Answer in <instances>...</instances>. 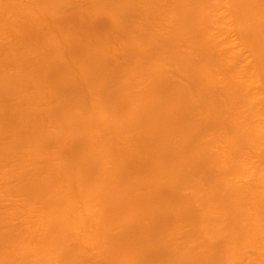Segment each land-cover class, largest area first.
<instances>
[{"label":"bare ground","instance_id":"obj_1","mask_svg":"<svg viewBox=\"0 0 264 264\" xmlns=\"http://www.w3.org/2000/svg\"><path fill=\"white\" fill-rule=\"evenodd\" d=\"M224 4L234 18H226L232 13L228 7V13L225 8L221 12ZM77 10H83L76 14L79 18ZM42 13L50 17V23ZM67 13L77 18L76 22L70 19L68 29L69 18L61 17ZM76 23L79 29L73 28ZM228 25L237 32L232 35ZM2 29L14 32L16 39L9 41L8 50L3 38L0 47L8 50L7 56L10 51L13 54L2 57L0 63L14 65L12 75L17 72L2 78L0 70V124L9 131L22 128L14 129L15 133L30 126L32 131L18 137L11 129L12 138L8 128L0 127L1 172L25 180L16 186L13 180L19 177L6 179L1 174V180H6L0 181V188L9 194L0 192L26 197L23 205L4 213L6 197L0 194V227L9 222V215L29 226L22 224L28 233L8 224L3 227L6 230L2 228L0 264H90L93 248L98 250L93 256L98 262L92 259L91 264H264V0H0L1 38ZM229 35L240 41L234 42ZM123 37L132 49H123L121 68L114 63L118 69L110 65V57ZM34 44L39 46L37 51L32 49ZM241 47L254 56L248 59L254 65L252 60V65L243 64L246 55ZM76 55L78 62L69 65ZM23 61L31 67L22 68ZM178 72H186V76L174 75H182L183 85L170 76ZM75 73H82L83 79ZM39 77L43 79L37 81ZM113 77L124 83L118 79L117 84ZM53 78L56 83L51 82ZM185 79L189 84L185 82L184 87ZM258 80L262 83H254ZM255 84L261 85L262 92ZM101 85L107 92L101 91ZM13 96L22 103L16 97L11 100ZM198 100L203 101L197 105L199 116ZM23 101L31 104L29 110ZM3 102L7 110L2 109ZM16 102L22 107L14 108ZM205 112L208 119L203 117ZM11 115L12 120H20L10 122L7 116ZM197 117L207 121L198 122ZM207 132L212 136H205ZM51 144L54 150L47 152ZM146 145L152 152L145 151ZM41 153L48 155L43 154V159ZM16 154L21 156L17 159ZM253 154L262 164L251 162L250 156L256 158ZM10 161H17V168H8ZM184 218L197 224L189 228ZM181 230L182 236L178 235ZM193 241L201 247L204 242L203 246L211 245L203 249H212L207 253L213 254Z\"/></svg>","mask_w":264,"mask_h":264},{"label":"rangeland","instance_id":"obj_2","mask_svg":"<svg viewBox=\"0 0 264 264\" xmlns=\"http://www.w3.org/2000/svg\"><path fill=\"white\" fill-rule=\"evenodd\" d=\"M22 1H23V2H29V0H22ZM30 1H31V0H30ZM84 1H85V0H84ZM67 3H68V2H67ZM67 3H66L65 5H66V6H67V5H70L69 7H71L72 4H70V3L67 4ZM74 3H75V2H74ZM80 3H81V2H80ZM82 4H83V6L86 5V3L84 4L83 2H82ZM75 5H76V4H75ZM103 5H104V4H103ZM224 5H225V6H223V10H224V8H225V10H226V9H227L226 7L229 8V6H227L226 4H224ZM66 6H64L62 9H64ZM73 6H74V5H73ZM73 6L71 7L73 10L77 9V8L74 9L75 6H74V7H73ZM77 6H78V5H77ZM80 6H81V5H79V7H80ZM83 8H85V7H83ZM67 9H69V8L67 7ZM72 9H71V10H72ZM87 9H88V8L85 9L86 12H87ZM99 9H100V8H99ZM71 10H69V12H71ZM85 10H84V11H85ZM89 10H90V8H89ZM97 10H98V9H97ZM103 10H104V9L101 8L99 11L103 12ZM225 10H224V11L221 10V12H224V13H225ZM227 10H228V9H227ZM227 10H226V13H228ZM229 10L231 11L230 8H229ZM63 11H65V10H63ZM66 11H67V10H66ZM66 11H65V13H66ZM81 11H82V12H81ZM81 11H80V10H79V11L77 10V12L75 13V15H76V14L78 15V14H79L78 12L83 13V10H81ZM99 11H98V13H99ZM59 12L62 13L61 9H60ZM59 12H58V14H59ZM67 12H68V11H67ZM74 12H75V11H74ZM74 12H73V14H74ZM221 12H220V13H221ZM231 12H232V11H231ZM61 13H60V14H61ZM65 13H64V14H65ZM81 13H80V14H81ZM84 13H85V12H84ZM93 13H94V12H93ZM96 13H97V11H96ZM103 13H104V12H103ZM42 14H43V18L45 17L46 22H47V23H50V22H51V21H49V20H50V17L47 16L46 13H42ZM58 14H57V15H58ZM73 14H68V13H67V15H61V17L64 16V18H65V20H66L67 17L69 18V16H70V15L73 16ZM91 14H92V13H90V15H91ZM100 14H101V13H100ZM232 14H233V12H232V13H229V15H228L229 17H226V18L233 17L234 15L232 16ZM77 15H76V17H78ZM81 15H82V14H81ZM88 15H89V14H88ZM225 15H226V14H225ZM230 15H231V16H230ZM14 16H16V15H13L11 18H13ZM85 16H86V14H85ZM99 16H101V15H99ZM226 16H227V15H226ZM16 17H17V16H16ZM58 17H59V16H58ZM73 17H74V16H73ZM73 17H70L69 19H68V18H67V19L70 20V19L73 18ZM76 17L73 18V21H74L75 19H77ZM80 17H81V16H80ZM82 17H83V16H82ZM88 17H89V16H88ZM17 18H18V17H17ZM17 18H15V20H17ZM78 18H79V17H78ZM233 18H234V17H233ZM233 18H232V19H233ZM13 19H14V18H13ZM13 19H12V20H13ZM19 19H20V18H19ZM19 19H18V21H19ZM57 19H61V18H57ZM232 19H230V20H232ZM61 20H63V22H64V19H63V18H62ZM164 20H165V19H163V21H164ZM18 21H15V22H18ZM20 21H22V20H20ZM20 21H19V23H20ZM163 21H162V22H163ZM228 21H229V20H227V22H228ZM61 22H62V21H60V22H57V21H56V23H61ZM68 22H72V20H70V21H66V22H65L66 27H67V23H68ZM75 22H76V20H75ZM75 22H74V23H75ZM157 22H158V21H157ZM229 22L234 23L233 21H229ZM152 23H154V22L152 21ZM155 23H156V22H155ZM159 23H160V21H159ZM69 24H70V23H68V26H71V25H69ZM156 24H157V23H156ZM160 24H162V23H160ZM160 24H157V25L160 27V26H161ZM227 24H228V23H227ZM57 25H58V24H57ZM61 25H63V23H62ZM77 25L79 26V24L76 23V25H75V26L73 25L74 27H73V26H72V27L76 29V28H78ZM96 25H98V24L96 23ZM157 25H155V26H157ZM230 25H231V23H230ZM234 25H235V24H234ZM58 26H59V25H58ZM76 26H77V27H76ZM99 26H100V29H102L101 27H104V28H105V26H103V25H102V26H101V25H98V27H99ZM228 26H229V25H228ZM79 27H80V26H79ZM163 27H164V26H163ZM163 27L161 26L160 28L163 29ZM235 27H236V26H235ZM70 28H71V27H70ZM96 28H97V26H95V29H96ZM231 28H233V24L231 25ZM231 28H230V26H229V29H230V30H231ZM67 29H68V27H67ZM71 29H72V28H71ZM78 29H79V28H78ZM95 29H94V31H95ZM97 29H98V28H97ZM97 29H96V30H97ZM105 29H107V28H105ZM233 29H234V28H233ZM4 30H5V29H4ZM4 30H3V29L1 30V31H3V32H2L3 34H2V38L0 37V43H2L1 41H2L3 38H4L5 41L3 40V43H2V44L4 45V43H5V44L8 43V45L6 44V48H7V46H8L9 48H7V49L10 50L11 47H10L9 45H11V44H10L11 42H9V41H11V39L14 38V32H11V30H10V32H9V31H6V32L4 33ZM107 30H108V29H107ZM230 30H229V31H230ZM66 31H67L68 33H71V30H66ZM69 31H70V32H69ZM74 31H75V30L72 29V32H74ZM80 31H81V30H80ZM102 31H103V30H102ZM102 31H99V33L102 32ZM108 31H109V30H108ZM235 31H236V28H235V30H233V31L231 30L232 35L234 34L233 32H235ZM23 32H24V31H23ZM26 32H27V31H26ZM236 32H237V31H236ZM15 33H16V32H15ZM74 33H75V32H74ZM93 33H97V32H93ZM103 33H104V32H103ZM103 33H102V34H103ZM0 34H1V33H0ZM24 34H25V33H24ZM76 34H77V33H76ZM105 34H107V33H105ZM113 34L116 35V33H113ZM118 34H119V33H118ZM118 34H117V35H118ZM25 35H26V37H27V33H26ZM25 35H23V33H22V37L25 36ZM28 35H29V34H28ZM77 35H78V34H77ZM77 35H76V39L79 37V36L77 37ZM96 35H99V34H96ZM232 35H229V36L232 37L231 39H233V38L235 37V36L233 37ZM235 35H236V34H235ZM103 36H104V35H103ZM103 36L99 35L98 37H103ZM119 36H120V35H118L117 38H118ZM16 37H17V36H16ZM28 37H29V39H30V38L32 37V35H31V37H30V36H28ZM93 37H94V36H93ZM96 37H97V36H96ZM115 37H116V36H115ZM120 37H121V36H120ZM32 38H33V37H32ZM91 38H92V37H91ZM14 39H16V38H14ZM14 39H13V40H14ZM22 39H23V38H22ZM26 39H27V38H25V43H26ZM74 39H75V38H74ZM96 39H97V38H96ZM96 39H95V40H96ZM119 39H120V38H119ZM122 39H124V37H123ZM122 39H120L119 41H117V42H119L118 44L115 43L117 46H116L114 43H112V44H114V45L116 46L115 48L117 49V51H116V50H113L114 52L116 51V52H115L116 54H115L114 52H113L114 54L109 53V54L112 55V56L110 57V62H111L110 65H112V64H113L114 66L118 65V63H120V60H122V56H123V55H122L121 53H122L123 51L126 50V49H125V50H123V49H124L125 47L128 49V47H129V45H130V43H129V45H128V44H127L128 42H127V43L125 42V39H124V42H125V43H122V41H121ZM238 39H239V38H238ZM238 39H236V37H235V38L233 39V41H234V40L237 41ZM13 40H12V41H13ZM91 40H92V39H91ZM91 40H89V41H91ZM93 40H94V38H93ZM113 40H114V39H113ZM113 40H112V41H113ZM115 40H116V39H115ZM117 40H118V39H117ZM6 41H7V42H6ZM15 41H16V40H14V42H15ZM23 41H24V40H23ZM77 41H79V40H77ZM141 41H143V40L140 39V42L137 40V42H139V43H141ZM233 41H232V42H233ZM238 41H240V40H238ZM29 42H30V40L27 39V43H28V44H29ZM74 42H75V41H74ZM137 42H136V43H137ZM230 42H231V41H230ZM234 42H235V41H234ZM234 42L232 43L233 46H234V45H239V43H240V42H239L238 44H237V43L235 44ZM12 43H13V42H12ZM77 43H78V42H77ZM94 43H96V42H94ZM131 43H132V41H131ZM133 43H135V41H133ZM136 43H135V45H136ZM139 43H138V44H139ZM23 44H24V42H23ZM75 44H76V43H75ZM96 44H97V43H96ZM112 44H111L110 47L113 48L114 45L112 46ZM230 44H231V43H230ZM232 44H231V45H232ZM26 45H27V44H26ZM97 45H98V44H97ZM132 45H133V44H132ZM231 45H225L224 48H226L227 46H228V47H231ZM4 46H5V45H4ZM21 46H24V45H21ZM30 46H31V45H29V47H30ZM133 46H134V45H133ZM239 46H240V45H239ZM33 47H34V48H32V49H34V50L36 49V51H37V47H39V46H38V44H37V46L34 44ZM235 47H236V46H235ZM237 47H238V46H237ZM242 47H244V46L242 45ZM242 47H241V48H242ZM0 48H1L0 50H2V52H0V53H1V55H0V58H1V59H0V62L2 63V60H4V59L6 58V56H7V54H8V50H7L5 47L2 48V46H1ZM21 48H22V49H23V48H26V46L21 47ZM27 48H28V47H27ZM30 48H31V47H30ZM67 48H68V47H67ZM67 48H66V49H67ZM129 48H130V47H129ZM186 48H187L186 50H187V51L189 52V54H190V53H191V50H190L188 47H186ZM224 48H223V49H224ZM238 48H239V47H238ZM241 48L239 49L240 51H241ZM244 48H245V47H244ZM32 49H31V52L34 51V50H32ZM108 49H109V48H108ZM131 49H132V48H131ZM131 49H128V50L130 51ZM184 49H185V47H184ZM226 49H227V48H226ZM228 49H229V48H228ZM234 49H236V48H234ZM245 49H246V48H245ZM23 50H25L24 52H26V50H27V52H30V50L28 51V49H23ZM23 50H21V51H23ZM128 50H127V51H128ZM189 50H190V51H189ZM224 50H225V49H224ZM229 50H230V49H229ZM232 50H233V49H232ZM237 50H238V49H237ZM239 50H238V51H239ZM36 51H34V53H35ZM110 51H112V49H111ZM110 51H109V52H110ZM129 51H128V52H129ZM187 51H186L185 53H187ZM226 51H228V50H226ZM244 51H246V50H243V48H242V52H243V53H242V52H241V53H242L243 55H244V53H245L246 57H247V56H248V57L246 58V57L244 56L245 59L243 58V59H244V60H243V64H245V63L248 64V63L252 60V58H251V60L248 61V59H249V55H250V57H251V56L254 57V56H253L252 54H248V55L246 54V53H249V52H250L249 50H247L246 52H244ZM248 51H249V52H248ZM18 52H19V54L21 53V52H20V48L18 49ZM24 52H22V53H24ZM107 52H108V51H107ZM10 53H12V52L10 51ZM10 53H9V55H10ZM32 53H33V52H32ZM123 53H124V52H123ZM183 53H184V51H183ZM183 53H182V55H183ZM250 53H251V52H250ZM12 54H13V53H12ZM12 54H11V55H12ZM35 54H36V53H35ZM107 54H108V53H107ZM109 54L106 55V56H109ZM125 54H126V51H125ZM9 55H8V56H9ZM37 55H38V53H37ZM127 55H128V53H127ZM129 55H130L129 60H131V54H130V52H129ZM129 55H128V56H129ZM8 56H7V57H8ZM76 56H77V55H76ZM76 56H74V57H76ZM125 56H126V55H125ZM184 56H185V55H184ZM187 56H188V53H187ZM2 57H3L4 59H2ZM32 57L34 58L35 56H32ZM74 57H73V59H72V57H71V60H72L71 62H69L68 59H67V61L69 62V63H68L69 65H70V63L72 64V62H73L74 64H76V63L78 62V60H79L78 56H77V58H75V60H74ZM185 57H186V56H185ZM35 58H36V57H35ZM35 58H34V59H35ZM69 59H70V58H69ZM76 59H78V60H76ZM253 59H254V58H253ZM30 60H32V59H29V61H30ZM105 60H106V59H105ZM108 60H109V59H108ZM123 60L125 61V60H127V59H125V58L123 57ZM133 60H134V58H133ZM74 61H76V63H75ZM117 61H119V62H117ZM134 61H136V60H134ZM134 61H133L132 63H135ZM247 61H248V62H247ZM252 61H253V62H252L253 65H254V60H252ZM105 62H106V61H105ZM110 62H108V64H109ZM115 62H116L117 64H116ZM125 62H126V61H125ZM127 62H130V61L127 60ZM1 63H0V64H1ZM31 63H34V62L32 61ZM114 63H115L116 65H115ZM123 63H124V62H123ZM252 63L250 62L251 65H252ZM27 64H28V63H27ZM27 64L24 63V61H23L22 64H21V67H22V68H29V67H31L30 65H27ZM66 64H67V63H66ZM68 64H67V65H68ZM1 65H2V67L0 66V70H1V73L4 74V75L2 74V75H3V76H2L1 73H0V75H1L2 78L5 77V74H7V75L9 74V76H10V74H11L10 77H12V76L15 75V73L17 72V71H15V73H13V75H12V72H14V70L12 71V68L14 69L15 66L13 65V67H11L12 65L10 66V64H8L6 61H4L3 64H1ZM69 65H68V66H69ZM72 65H73V64H72ZM106 65H107V63L105 64V66H106ZM113 65H112V66H113ZM121 65H122V64H121ZM131 65H132V64H131ZM32 66H33V65H32ZM51 66H52V65H51ZM118 66L121 68L120 65H118ZM118 66H116V67H118ZM133 66H134V64H133ZM34 67H36L35 64H34ZM107 67H108V70H111V69H109V68H110L109 66H107ZM107 67H106V69H107ZM119 67H118V69H120ZM49 68H50V67H49ZM51 68H52V67H51ZM111 68H112V70L114 69V67H111ZM115 69H116V68H115ZM15 70H16V69H15ZM108 70H107V71H108ZM112 70H111V71H112ZM51 71H52V70H51ZM105 71H106V70H105ZM107 71H106V73H107ZM111 71H110V72H111ZM116 71H118V70H116ZM170 71H171V70H170ZM172 71H173V70H172ZM10 72H11V73H10ZM79 72H80V71H79ZM92 72H93V71H92ZM92 72H91V73H92ZM119 72H120V71H119ZM121 72H122V71H121ZM121 72H120V74H121ZM76 73H78V72H76ZM76 73H75V74H76ZM94 73H95V72H94ZM113 73H114L115 75L118 74V72H117V73H116V72H113ZM173 73H174V72H173ZM182 73H183V74H184V73L186 74V72H180V74H182ZM79 74H80V73H79ZM79 74H78V75L76 74L77 76H79V78H80L81 75L84 76L82 73H81V75H79ZM177 74H179V72H178V73H175V74L170 73V76L173 75L174 79H175V80L177 79V82H178V81L180 80V78H181V79L183 78V77H182L183 74L181 75V77L179 76V78H175V76H178ZM180 74H179V75H180ZM185 74H184L183 76H186ZM121 75H122V74H121ZM121 75H120V76H121ZM174 75H175V76H174ZM9 76H6L5 78H10ZM82 76H81V77H82ZM92 76H93V74H92ZM117 76L119 77V75H117ZM219 76H220V75H219ZM1 77H0V78H1ZM48 77H50V76H48ZM74 77H75V76H74ZM115 77H116V76H115ZM121 77H122V76H121ZM123 77H124V75H123ZM173 77H171V79H173ZM2 78H1V79H2ZM40 78L43 79L42 77H39V78L37 79V81L41 80ZM75 78H77V77H75ZM113 78H114V77H113ZM125 78H126V76H125ZM125 78H124V79H125ZM128 78H129V79H128ZM219 78H220V77H219ZM219 78H218V80H219ZM33 79H36V78L33 77ZM51 79H52V77H51ZM51 79H50V80H51ZM54 79H55V78H53V80L51 81L52 83L56 80V79H55V80H54ZM67 79H69L68 76H67ZM67 79L65 78V80H67ZM77 79H78V78H77ZM77 79H75V80H77ZM82 79H83V77H82ZM115 79H116V78H114L113 80H115ZM118 79H121V78H117V79H116V80H117V81H116L117 84H118V81H119ZM127 79L130 80V79H131V76L127 77L125 80H127ZM133 79H134V78H133ZM133 79H132V80H133ZM174 79H173V80H174ZM183 79H184V78H183ZM183 79H182V80H183ZM187 79H188V78H187ZM80 80H81V79H80ZM80 80H79V81H80ZM111 80H112V78H111ZM111 80L109 79V83H114V82H112ZM173 80H172V81H173ZM188 80H189V79H188ZM30 81H31V80H30ZM33 81H34V80H33ZM82 81H83V80H82ZM82 81H81V82H82ZM121 81L124 83V81H123L122 79H121ZM260 81H261V80H258V82L256 81V82H254V83H259ZM49 82H50V81H49ZM51 82H50V83H51ZM126 82H127V81H126ZM175 82H176V81H175ZM179 82H180V81H179ZM185 82H186V79H185V81H184V87H185V85L187 86V85L189 84L188 82H186V83H188V84H186ZM216 82H218V81H216ZM216 82H214V83H216ZM219 82L222 83L221 86L224 85V83H223L224 81L222 82L221 79H220ZM31 83H33V82L31 81ZM54 83H56V82H54ZM83 83H84V82H83ZM83 83H82V86H83ZM109 83H108V84L106 83V84L109 85ZM120 83H121V82H119V84H120ZM261 83H262V82H260V84H261ZM47 84H49V83H47ZM104 84H105V82H104ZM106 84H105V85H106ZM117 84H116V85H117ZM121 84H122V83H121ZM145 84H146V87H145V88L147 89L148 85H147V83H145ZM145 84H144V85H145ZM180 84H181V82H180ZM252 84H253V83H252ZM49 85H50V84H49ZM102 85H103V84H102ZM102 85H101V86H102ZM105 85H104V86H105ZM107 85H106V86H107ZM142 85H143V84H142ZM142 85H141V86H138V87H142ZM181 85H183V81H182V84H181ZM214 85H215V84H214ZM217 85H219V83H218ZM217 85H216V86H217ZM253 85H254V84H253ZM255 85H256V90H257V89H260V90H257V91H261V85L258 84L260 88L257 87V86H258L257 84H255ZM32 86H33V85H32ZM32 86H30V87H32ZM52 86H53V85H52ZM52 86H51V87H52ZM85 86H86V85H85ZM104 86H102V87H103V90H101V89H102L101 87H100L101 89L99 88L102 92L104 91V89H106V88H105L106 86H105V87H104ZM113 86H114V84H113ZM117 86H119V85H117ZM250 86H252V85L250 84ZM49 87H50V86H49ZM51 87H50V88H51ZM108 87H109V86H108ZM108 87H107V88H108ZM143 87H144V86H143ZM218 87H220V85H219ZM252 87H253V91H254V90H255V89H254V86H252ZM252 87H251V88H252ZM52 88H53V87H52ZM83 88H86V90H87V87H84V86H83ZM28 89H29V88H28ZM30 89H31V88H30ZM32 89H33V87H32ZM32 89H31L30 91L28 90V92L33 91ZM80 89H82V88L80 87L79 90H80ZM131 89H132V88H131ZM131 89H130V90H131ZM137 89H138V88H136V90H137ZM141 89H144V88H140V90H141ZM26 90H27V89H26ZM86 90H84V91H86ZM132 90H133V89H132ZM80 91H81V90H80ZM84 91L81 92V93L84 94V93H85ZM28 92H26L27 95H31L30 93L28 94ZM106 92H107V89H106ZM106 92H105V93H106ZM131 92H133V91H131ZM131 92H128V93H131ZM261 92H262V91H261ZM261 92H260V94H261ZM31 93H32V92H31ZM125 93H126V92H125ZM133 93H134V92H133ZM260 94H259V95H260ZM107 95L109 96L110 94L106 93L105 96L108 97ZM127 95H128V94H127ZM127 95H126V96H127ZM261 95H262V94H261ZM105 96H104V94H103V95H102V98H104ZM11 97H12V96H11ZM15 97H16V96H15ZM15 97L13 96L12 99H11L10 97H8V98H10L11 100H13ZM100 97H101V96H100ZM106 97H105V98H106ZM109 97H111V95H110ZM109 97H108V98H109ZM8 98H7V99H8ZM16 98H17V100H19L18 97H16ZM102 98H101V99H102ZM7 99H5V100H7ZM10 99H8V101H9ZM56 99H57V98H56ZM15 100H16V99H15ZM51 100H52V99H51ZM105 100H106V99H105ZM109 100H110V98H109ZM5 102H6V101H5ZM5 102H3L1 106H3V104H4ZM12 102H13V101H11V103H12ZM14 102H15V101H14ZM20 102L22 103L21 100H19V104H21ZM105 102H106V101H105ZM201 102H203V101H201ZM201 102H199V100H198V103L196 102V106H197L198 104H200ZM24 103H25V102L23 101L22 106H23L24 108L26 107L27 109L29 108V105H31L30 103L27 105V102H26V104H25L26 106H25ZM53 103H54V102H53ZM13 104H14V103H13ZM17 104H18V102L15 103L14 108H15L16 106H17V107H19V106L22 107L21 105H19V104L17 105ZM201 104H202V103H201ZM47 105H48V104H47ZM5 106H6V104L3 106L2 109L7 110V108H5ZM9 106H10V104H9ZM11 106L13 107L12 104H11ZM34 106H35V108H36V105H34ZM40 106L42 107L43 105L40 104L39 107H40ZM198 106H199V105H198ZM198 106H197L198 110L196 111V115H198L197 113H198V111H200ZM7 107H8V106H7ZM12 107H11V108H12ZM32 107H33V106H32ZM32 107L30 106V110H31ZM37 107H38V105H37ZM244 107H246V106H242V108H244ZM9 108H10V107H9ZM14 108H13V109H14ZM24 108H20V109H23V110H24ZM26 108H25V110H27ZM33 108H34V107H33ZM110 108H111V107H110ZM11 110H12V109H11ZM11 110H9V111H11ZM28 110H29V109H28ZM243 110H245V109H243ZM201 111H202V110H201ZM2 112H4V110H3ZM11 112H12V111H11ZM202 112H204V111H202ZM206 113H207V112H205V114L202 113V115H203V114L206 115V116H203L204 118H205V117H206V118L208 117V116H207L208 114H206ZM0 114H1V112H0ZM5 114H6V111H5ZM10 114H11V113H10ZM194 114H195V113H194ZM199 114H201V112H200ZM7 115H8V112H7ZM186 115H187V114H186ZM186 115H185V116H186ZM0 116H1V115H0ZM2 116H3V114H2ZM13 116H14V115H13ZM188 116H189V115H188ZM198 116H199V115H198ZM4 117H6V116L4 115ZM7 117H8V119L10 120V122H12V123H13V120H14V119L20 120L19 118H14V119L12 120V119H11L12 115H11V116H7ZM9 117H10V118H9ZM15 117H17V116L15 115ZM186 117H187V116H186ZM192 117H193V116H192ZM194 117H196V116H194ZM200 117H201V116H200ZM0 118H1V117H0ZM2 118H3V117H2ZM2 118H1V119H2ZM12 118H13V117H12ZM187 118H188V117H187ZM201 118H202V117H201ZM204 118H203V119H200V120H201V121H202V120H205L206 118H205V119H204ZM5 119H6V118H5ZM5 119H3V122H4ZM195 119H198V117L195 118ZM195 119H194V120H195ZM207 119H208V118H207ZM200 120L198 119L197 121L200 122ZM263 120H264V119H263ZM5 121H6V120H5ZM15 121H16V120H14V122H15ZM205 121H207V120H205ZM10 122L8 121V123H10ZM17 122H19V121H17ZM17 122H16V123H17ZM4 123L8 125V123H6V122H4ZM16 123H14V124H16ZM19 123H20V122H19ZM203 123H204V122H203ZM10 124H11V123H10ZM12 125H13V124H12ZM12 125H11V126H12ZM16 125H19V124L17 123ZM8 126L10 127V125H8ZM13 126H14V125H13ZM19 126H20V125H19ZM29 126H30V125H29ZM52 126H54V124H52L51 126H50V124H49V128L52 127ZM0 127H1V124H0ZM4 127H6V126L4 125ZM4 127H3V124H2V127H1V128H4ZM6 128H8V127H6ZM18 128H19V127H18ZM18 128H16V129H15V127H13V129L10 128V131H9V128H8V131H9L8 133L12 132V130H13V132H14V129H15V130H18V131H19L20 129L22 130V128H20V129H18ZM52 128H53V127H52ZM11 129H12V130H11ZM28 129H29V128H27V131H26V130H23V131H24V132L26 131L25 133H27V132H28ZM30 129H31V130H30ZM30 129H29V131H32V127H31V126H30ZM3 130H4V129H3ZM3 130H2V131H3ZM210 130H213V129H210ZM210 130H209V131H210ZM218 130H219V129H218ZM221 130H224V129H221ZM221 130H220V131H221ZM4 131H6V130H4ZM215 131H216V130H214V132H215ZM20 132L22 133L21 135H20ZM20 132H16V133L14 132L16 135H15L14 133H13V134H14L15 136H18V137L24 135V134H23L24 132H22V131H20ZM4 133H6V135L8 134L7 132H4ZM17 133H18V134H17ZM29 133H30V132H29ZM27 134H28V133H27ZM205 134H206V133H205ZM209 134H210V133L207 132V135H205V136H208ZM214 134H215V133H213V135H214ZM8 135H9V134H8ZM10 135H11V133H10ZM10 135H9L8 137H10ZM14 135H13V137H15ZM203 135H204V134H203ZM210 135L212 136V134H210ZM210 135H209V137H211ZM215 135H216V134H215ZM11 137H12V135H11ZM13 137H12V138H13ZM18 137H17V138H18ZM12 138H9V139H12ZM188 138H189V137H188ZM188 138L186 137V140H187ZM204 138H205V137H204ZM189 139H190V138H189ZM189 139H188V140H189ZM5 140H6V139H5ZM7 140H8V138H7ZM186 140H185V141H186ZM185 143L188 144L187 141H186ZM188 145H189V144H188ZM146 146H147V147H146ZM146 146H144V147L146 148L145 151H147V152H148V151H151V152H152V148H151V146H149V145H146ZM184 146L186 147L187 145H184ZM51 147H52V144L49 145V147H47L48 149H46V151H47V152H51V151L53 152L54 149H51ZM188 147H189V146H188ZM52 148H53V147H52ZM142 148H143V147H142ZM143 149H144V148H143ZM143 149H142V150H143ZM143 153H144V152H143ZM148 153H149V152H148ZM148 153H146V155H145L146 158H147L148 156H150ZM17 154H18V153H17ZM17 154H16V158H17ZM20 154H21V152H20ZM20 154H19V155H20ZM41 154H42V153H41ZM43 154H44V153H43ZM43 154L41 155V157L44 159V155H48V154H46V153H45L44 155H43ZM150 154H151V153H150ZM19 155H18V158H19ZM69 155H70V154H69ZM69 155H68V156H69ZM72 155H73V154H72ZM147 155H148V156H147ZM253 155H254V154H253ZM253 155H252V156H253ZM20 156H21V155H20ZM254 156H255L256 158L254 159V158L252 157V158H253V159H252L251 156H250V160H251L252 163L256 164V163H255V160L257 161L258 155H257V156L254 155ZM41 157H40V158H41ZM66 157H67V155L65 156V159H66ZM69 157H70V156H69ZM72 157H73V156H72ZM18 158H17V159H18ZM20 158H21V157H20ZM40 158H39V159H40ZM74 158H75V157H73V159H74ZM67 159H68V157H67ZM73 159L71 158L70 161H72ZM75 159H76V158H75ZM259 159H260V158H258V161H259ZM41 160H42V159H41ZM14 161H15V159H14ZM65 161H66V160H65ZM68 161H69V160H67V162H65V163H69ZM258 161H257V164H256V165H258V164H262V162L258 163ZM260 161H261V159H260ZM10 162H11V161H10ZM10 162H9V163H10ZM12 162H13V161H12ZM12 162L9 164V166H11V167H9V166L7 165L8 168H10V169H12L13 167L17 168L16 166H14V165H17V164H15L17 161H16L15 163H14V162L12 163ZM34 162H35V161H34ZM6 164H8V163H6ZM41 164H42V163H39L38 165H41ZM8 168H7V167L5 168V165H4V169H7V170H8ZM1 170H3V169H0V176H1V174L4 175V173H5V170H4V173L1 172ZM12 170H14V168H13ZM15 170H17V169H15ZM164 171H165V170H164ZM164 171H162V172L164 173ZM6 172H7V171H6ZM165 172H166V171H165ZM10 175L12 176L13 174H10ZM14 175H16V174H14ZM14 175H13V177H14ZM249 175H250V174H249ZM249 175H247L248 178H246V180L249 181V180L251 179V181H252V176L250 175L251 178L249 179ZM4 176H6V179H7V177H9V178H13V177H10V176L7 175V174H5ZM16 176H17V175H16ZM17 177H19V178L15 179V181L13 180V183H15L16 186H18V185H20V184H22V183L25 182V180L20 179L21 176L18 175ZM243 177H245V176H243ZM3 178H5V177H3ZM9 178H8V179H9ZM21 178H22V177H21ZM241 178H242V177H241ZM6 179H5V180H6ZM244 179H245V178H244ZM5 180H4V179L1 180V177H0V181H1V182L5 181ZM10 180L12 181V179H10ZM163 180H164V179H163ZM165 180H167V179H165ZM240 180H243V178L240 179ZM248 181H246V182H244V183H247ZM251 181H250V182H251ZM169 182H171V181H169ZM169 182L166 181V184L169 183ZM242 182H243V181H242ZM8 183H9V181H8ZM10 183H11V182H10ZM163 183H164V182H163ZM171 183H172V182H171ZM248 183H249V182H248ZM0 184H1V183H0ZM11 184H12V183H11ZM11 184H10V185H11ZM160 185H161V183H160ZM167 185H170V183L167 184ZM167 185H166V186H167ZM171 185H172V184H171ZM163 186H165V185H163ZM166 186H165L164 188H166ZM160 187H161V186H160ZM143 188H144V186H143ZM145 188H146V187H145ZM145 188H144V189H145ZM164 188H162V190H164V192H165V189H164ZM167 188H168V187H167ZM170 188H171V186H170ZM1 189H2V187L0 188V190H1ZM140 189H142V188L140 187ZM142 190H143V189H142ZM186 190H187V189H186ZM186 190H184V191H186ZM1 191L4 192L3 189H2ZM166 191H168V190H166ZM189 191H190V190H189ZM191 191H192V190H191ZM191 191H190V193H192ZM2 192H0L1 195H2ZM6 193L9 194V192H4V194H6ZM182 193H183V191H182ZM185 193H186V192H185ZM188 193H189V192H188ZM190 193H189V194H190ZM4 194H3V195H4ZM14 194H15V193H14ZM22 194H23V193H22ZM22 194L19 193L18 196H15V195H12V194H11V196H10V195H8V196H7V195H6V196L4 195V196L6 197V199H4V198H3L4 196L2 195V198H3L2 200H4V203H5V205H4L5 207H3V209H5V212H4L3 209L1 208L2 211H3L4 213H7V212H9V211L12 212V210H13L14 208H16L17 206L23 205L22 203H24V200H26V199H24V198H26V197H24V194H23V195H22ZM183 194H184V193H183ZM189 194H188V195H189ZM148 195H149V193L147 194V196H148ZM150 195H151V194H150ZM150 195H149V196H150ZM186 195H187V194H186ZM175 196H176V194H175ZM150 197H151L152 200L155 199L154 195H153V196H150ZM152 197H154V199H153ZM166 197H167V196H166ZM166 197H165V198H166ZM171 197H172V196H171ZM167 198H168V197H167ZM174 198H175V197H174ZM163 199H164V198H163ZM163 199H162V200H163ZM159 200H160V199H159ZM162 200H161V201H162ZM169 200H170V199H169ZM169 200H168V201H169ZM19 201H20V203H19ZM21 201H23V202L21 203ZM164 201H165V200H164ZM166 201H167V200H166ZM170 201H172V200H170ZM2 203H3V202H2ZM17 203H19V205H18ZM170 203H172V202H170ZM173 203H174V202H173ZM0 204H1V202H0ZM15 204H16V205H15ZM24 205H25V204H24ZM1 207H2V206H1ZM36 210H37V208H36ZM174 211H175V210H174ZM26 212L28 213L29 211H26ZM9 213H10V212H9ZM9 213L7 214V216L9 215ZM27 213H24V214H22V215H24V216H27V215H28V216H29V214H27ZM169 214H170V213H169ZM22 215H21V216H22ZM8 217H9V219H8L9 222L4 223V226H3V227H5V226L8 224V225L10 226V227H8V225H7L6 227H8V228H15L16 231H26V232L28 233V229H27V228H28L29 226L27 225V224H28L27 222H26V224H24L25 222L22 223V224L26 225V227L28 226V227L26 228V227H24V226L20 223V222H22V220H21L22 218H21V219L18 218V220H20V221H18V220H17V217H15L16 219H13V217L10 218V215H9ZM18 217H19V216H18ZM22 217H23V216H22ZM26 218H27V217H26ZM26 218H25V220H27L29 217H28L27 219H26ZM184 219H185V218H184ZM185 220H186V221H185ZM185 220H183V221H185V222H183V224H185L186 222H189V223H187V224H189V225L191 224L190 226L186 224L187 227L189 226V228H190V227L192 228V226H194V224L196 223V221L193 220L195 223L192 224V222H190L191 219H190V220H189V219L187 220V218H186ZM23 221H24V217H23ZM19 223H20V224H19ZM181 223H182V222H181ZM196 224H197V223H196ZM29 225H31V224H29ZM179 225H180V224H179ZM1 226H2V225H1ZM12 226H14V227H12ZM181 226H184V225H181ZM181 226H180V227H181ZM196 226H197V225H196ZM196 226H195V228H196ZM3 227H2V228H3ZM180 227H179V228H180ZM184 227H186V226H184ZM187 227H186V228H187ZM2 228L0 227V231L2 230ZM182 228H183V227H182ZM182 228H181V229H182ZM195 228H193V229L195 230ZM183 229H184V228H183ZM183 229H182V230H183ZM187 229H188V228H187ZM193 229H192V230H193ZM4 230H6V229L3 228V231H4ZM177 230H178V229H177ZM179 230H180V229H179ZM179 230H178V231H179ZM182 230H181V232H182ZM185 230H186V229H184L183 231H185ZM189 230H190V229H188V230H186V231H189ZM3 231H2V232H3ZM156 231H159V230H156ZM186 231H185V232H186ZM181 232H180L179 234H178V232H177V234H178V235H181V236L185 234V233H183V232H182L183 234H181ZM155 233H156V232H155ZM160 233H161V232H160ZM158 234H159V233H158ZM153 235H154V233H153ZM153 235H152V236H153ZM155 235H156V234H155ZM155 235H154V237H155ZM156 236H157V235H156ZM158 236H159V235H158ZM179 237H180V236H179ZM157 238H158V237H157ZM157 238L155 237V239H157ZM201 238H202V237H201ZM201 238L199 237V240H201ZM263 238H264V236H263ZM263 238H262V239H263ZM155 239H153L152 241H155ZM160 239H161V238H160ZM177 239H178V237H177ZM202 239H204V238H202ZM157 240L159 241V238H158ZM197 240H198V239H197ZM175 241H178V240H175ZM155 242H156V241H155ZM191 242H192V241H191ZM191 242L189 241L188 243H191ZM193 242L196 243L197 241H193ZM263 242H264V241H263ZM150 243H152V242H150ZM188 243H187V245H189V246H188V249H189V251H191V247H190L191 245L188 244ZM195 243H194V244H195ZM201 243H202V241H201ZM147 244H148V243H147ZM153 244H154V242H153ZM197 244H198V243H196V245H197ZM199 244H200V243H199ZM199 244H198V245H199ZM202 244L204 245V244H207V243L204 242V243H202ZM263 244H264V243H263ZM148 245H149V244H148ZM156 245H159V244H156ZM198 245H197V246H198ZM203 245H202V247H201L200 245L198 246V248H199V247L202 248V251L205 250V249H203V247H209V246H211V245H206V246H203ZM150 246H151V245H150ZM153 246H154V245H153ZM153 246L150 247V248L153 249ZM90 247H92V246H90ZM97 247H98V246H97ZM147 247H148V246H147ZM156 247H158V248H162L161 245H160V247H159V246H156ZM189 247H190V248H189ZM88 248H89V246L87 247V250H88ZM145 248H146V247H145ZM145 248H144V251H145ZM150 248H149V249H150ZM158 248H156V249H158ZM201 248H200V249H201ZM209 248H210V247H209ZM211 248H212V247H211ZM97 249H98V248H96V250H97ZM146 249H147V248H146ZM149 249H148V250H149ZM90 250L92 251L91 248H90ZM154 250H155V248H154ZM154 250H152V251H154ZM159 250H160V249H159ZM161 250H162V249H161ZM161 250H160V251H161ZM198 250H199V249H198ZM207 250H208V251H211L212 249H211V250L207 249ZM97 251H98V250H97ZM97 251H95V248H93V251H92L93 254H92V255L95 256V254L97 253ZM99 251L101 252L100 249H99ZM146 251H147V250H146ZM149 251H150V250H149ZM156 251H157V250H156ZM208 251H207V252H208ZM86 252H87V251H86ZM88 252H89V250H88ZM100 252H99V253H100ZM194 252L197 253L196 251H194ZM205 252H206V250H205ZM207 252H206V253H207ZM211 252H212V251H211ZM211 252H209V253H211ZM99 253H98V255H99ZM192 253H193V252H192ZM199 253H200V252H199ZM209 253H207V254H209ZM88 254H90V252H89ZM197 254H198V253H197ZM203 254H205V253L203 252ZM203 254H201V256H203ZM207 254H205L204 256H206ZM212 254H213V253H211V255H212ZM86 255H87V253H86ZM90 255H91V254H90ZM194 255H196V254H194ZM211 255H210V256H211ZM93 256H90V257L94 260L95 257H93ZM196 256H197V255H196ZM198 256H199V255H198ZM204 256H203V257H204ZM207 256H209V255H207ZM90 257H89V260L91 259ZM97 257H98V256H97ZM97 257H96V258H97ZM99 257H101V256H99ZM102 257H103V256H102ZM211 257H213V256H211ZM199 258H201V257H199ZM205 258H207V257H205ZM92 259H91V261H92ZM98 259H99V258H98ZM89 260H88V262H89ZM91 261H90V264H91ZM94 261H95V260H94ZM95 262H98V261H95ZM158 262H161V263L164 264V261H158ZM158 262H157V263H158ZM93 263H94V262H92V264H93ZM157 263H155V264H157ZM153 264H154V263H153Z\"/></svg>","mask_w":264,"mask_h":264}]
</instances>
